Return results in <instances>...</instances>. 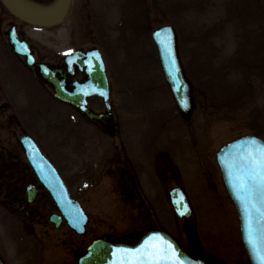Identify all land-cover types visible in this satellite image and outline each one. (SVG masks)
<instances>
[{
	"label": "rangeland",
	"instance_id": "rangeland-1",
	"mask_svg": "<svg viewBox=\"0 0 264 264\" xmlns=\"http://www.w3.org/2000/svg\"><path fill=\"white\" fill-rule=\"evenodd\" d=\"M45 1L38 3L44 4ZM124 1L110 3L109 0L105 23L99 26V33L108 30L109 36L110 30L117 29L116 25L124 16H130L126 22L132 17L137 19L129 22L132 28L124 42L125 47L120 44L122 49L119 51L111 41L107 43L104 55L113 86L115 109L123 115L119 117L120 123H116L118 138L112 139L113 134L110 136V158L114 161L120 156L123 159L134 157L135 166L152 169L149 156L155 158V152L164 148L174 163L172 171L175 174L162 182L161 174L158 177L155 173L152 190L148 186L152 179L143 172L142 180L139 178V191L149 208L146 213H140L141 208L138 207V214H132L133 211H128V208L123 214L117 213L116 197L120 196L111 193L116 181L112 178L101 180L100 186L91 191L94 208H99L95 205L98 202L103 210L110 207L115 211L106 209L107 213L92 212L89 232L83 241L87 243L91 237L103 233L116 237L125 232L127 235L123 237L134 242L137 237L136 234H129L133 233L132 230L142 233L150 228H159L182 247L186 246L191 233L208 264H249L240 243L237 214L222 184L214 156L219 147L236 137L254 135L264 141V0H231L225 3L222 14L219 9L223 8L225 0H156L157 20L150 18L155 0L151 1L152 4L149 0L147 4L146 0L141 3L140 0ZM129 5L134 7L131 9L133 14L128 12ZM145 15L151 21L147 23L146 30L138 35V26ZM78 21L74 17L68 19L62 33H57L56 29L23 27L16 20L11 22L33 42L38 57L54 63L56 57L60 56L58 52L71 47V44L85 46V38L79 33L80 29H87ZM162 24L176 30L180 60L192 86L194 109L187 120L180 119L164 84L159 82L163 77L149 32ZM70 30L68 38L65 32ZM70 39L73 42H69ZM4 61L3 76L6 81H0L1 89L13 98L18 108L23 106L24 116H31L33 107L37 108L39 121L36 122L40 126L44 147L51 155H54V151L60 152L64 144L69 143V135L67 126L58 118V103L50 95H40L37 87L28 82L32 80L27 79L30 75L26 70L23 79L20 71L12 66L10 57L7 58L8 62ZM138 81H153L157 88L143 94L141 91L133 92V97L129 98L130 101L133 99V103H130L126 96L131 92L123 84L129 82L128 86H133ZM138 95L146 99L139 102ZM123 103L126 110L121 107ZM131 112L135 113L132 115ZM60 132L65 133V139L60 138ZM154 136L155 141L152 139ZM91 152L90 148L84 149L85 157L77 158L73 166H64L63 171L76 170V178H83L86 183L87 167L82 165L90 162L87 154ZM176 186L184 190L190 201L193 211L190 220L177 219L164 195L165 189ZM146 187L150 190L147 191ZM146 191L152 195L147 196ZM140 200L136 199L137 202ZM44 241L51 246H37L34 251L33 243L30 246L29 242V248L25 247V259L16 264H76V256L82 247L74 249L75 253H66L56 248L53 242Z\"/></svg>",
	"mask_w": 264,
	"mask_h": 264
},
{
	"label": "flooded vegetation",
	"instance_id": "flooded-vegetation-1",
	"mask_svg": "<svg viewBox=\"0 0 264 264\" xmlns=\"http://www.w3.org/2000/svg\"><path fill=\"white\" fill-rule=\"evenodd\" d=\"M82 1L84 2L85 0ZM0 11V57H10L13 63L12 66L21 70L24 77L26 69L30 75H33L31 77L32 81L28 82L37 87V91L40 95H50L53 100L58 103L60 107L58 118L67 126V133L69 135V143H65V146L60 152L54 151V155H51L46 147H44L40 126L36 122L39 121L37 108L33 107L34 113H30L31 116H24L23 112L25 110L23 106L18 108L13 98L5 94L0 85V241H3V243L0 242V260L4 264H16L25 259V247H27V249L29 248V242L30 246L33 243V251L37 246L42 248H44L45 244L51 246V244L46 243L44 240L53 242L56 248H61L66 253H75L74 249L79 246L82 247L78 257L83 254L88 243L96 239H103L109 242L129 243L127 239L123 237L125 236L124 233L116 237H108V233H106L100 237H91L87 240V243L86 240L83 241V238L87 236L89 232L88 225L85 227L84 235L81 236L77 235L69 228L61 212V206L58 205L52 197L51 192L46 188L47 184L43 182V177H40L31 165L25 147L23 146L25 138H30L39 149L41 155L53 166L63 182L68 197L73 203L78 204L88 215V221H91V212H102L99 206V208H94V205L91 204V195L82 189L81 184H77L74 181L75 175H73L72 172L75 170L69 169L63 171L64 166L75 165L76 159L80 154L76 142L78 129L81 148L87 147L89 143L92 144L93 131L90 128L91 122L73 105L56 99L51 87L38 76V68L27 67L25 65V59L13 52L8 44L7 29L13 26L14 23L11 21L14 19L4 15L1 9ZM86 29L87 32L92 34L93 26L90 22L86 25ZM16 32L21 40H26L31 44L29 38L25 37L24 32L18 26L16 27ZM82 51L86 52L87 49ZM31 53L36 63H48L44 58L38 57L33 47L31 48ZM65 56V53L60 54L59 57H56V62L50 63L49 66L51 69L59 70L64 73V90L67 93H73L76 85L83 84L87 81V78L84 74V68L82 69L75 64H73L71 68H68L64 62ZM3 72V66L0 61V81H6L3 78ZM60 77V74H56V78L59 81L62 80ZM92 100L93 99L87 100V106L89 108H91L90 103ZM32 105L35 104L32 103ZM109 132L110 130L108 129L106 135H108ZM65 136V133L60 132V138L65 139ZM105 138H108V136H105ZM99 143L96 144L98 147L101 145L103 148H108L106 145L108 142L104 141L102 143L101 141ZM101 153H104V151ZM160 156H162L160 157L162 161L161 171H159L161 172L160 179L164 182V180L168 179L169 171L172 170V166L166 155L162 154ZM101 157L104 158V162H102L103 167L99 172V176L101 178H108L112 175L110 174L109 168L112 164H110L108 152L102 154ZM114 163L116 166H120L113 169L112 173L119 175L115 177L118 178L119 183L124 187V190L121 191L131 192V190L126 189L125 181L123 180L124 176L130 179L132 178L131 184L134 187H137L138 184L133 180V175L130 174L126 166L128 162L124 159H116ZM134 197H137V199L141 198L142 201H139V207L142 208L143 213H146L147 209L140 191L135 192ZM62 207L65 206L62 205ZM12 261L14 262L11 263Z\"/></svg>",
	"mask_w": 264,
	"mask_h": 264
},
{
	"label": "water",
	"instance_id": "water-1",
	"mask_svg": "<svg viewBox=\"0 0 264 264\" xmlns=\"http://www.w3.org/2000/svg\"><path fill=\"white\" fill-rule=\"evenodd\" d=\"M5 5L7 10L13 14L20 21L33 26V27H52L60 24L67 12V7L69 5V0H55L51 5L41 6L35 3H32L28 0H1ZM159 33V35H157ZM9 42L12 45L14 51L25 57L26 63L29 66H34V60L30 54L29 46L19 41L17 35L13 30L9 33ZM153 41L158 50L159 61L162 69V73L164 78L169 86V89L175 99L177 106L181 112V115L184 118L189 117L192 111V101H191V89L190 85L186 81L181 65L179 63L176 51V41L175 36L171 28H161L155 31L152 35ZM170 44L172 54L176 60L175 69H173L169 57L166 53V45ZM96 53V51L91 52L90 54L83 55L81 53H76L74 56L76 57V63L80 66L85 67V73L87 74L88 81L85 85L79 86L77 90L73 93H66L63 91L61 84L57 82L55 78V74L57 71L50 70L47 66L40 64L36 65L40 69V76L45 80L48 84L52 85L54 90L55 97L62 100L63 102L73 104L77 108H79L88 118L93 119L104 126H111L112 124V114H111V106L109 103V87L107 78L105 76V70L101 58L99 56V60H97L92 54ZM74 57V58H75ZM91 57V64L93 65V69L91 71L88 70L89 58ZM85 58L84 61L82 59ZM86 93V94H85ZM90 96H97L102 99L106 113L103 115H95L90 110L86 108V99ZM255 139L257 142L264 144L260 140L254 137H245L238 139L227 146L223 147L216 155L217 163L220 167L223 181L227 192L237 210L240 229H241V238L243 246L247 252L250 264H258V262L253 258L252 250L250 249L247 237L245 233V219L244 212L241 208L240 203L237 200L236 194L231 187L230 180L227 174V171L224 166L225 157H230L231 152L229 150L230 145L237 144L239 142ZM25 146H28L25 144ZM30 150V153H34L35 159H40L36 152H34V148L26 147ZM32 158V155H31ZM47 167V166H46ZM45 174L54 175V172L48 169ZM48 176V175H47ZM54 177V176H53ZM57 179V177L53 178ZM58 180V179H57ZM53 182V181H51ZM55 185V183H54ZM170 202L172 208L175 212V215L178 218H189L191 216V208L189 202L181 189H173L169 192ZM181 212L184 214L181 215ZM64 214L67 217L68 222L72 225L73 229L79 233H82V229L85 225V221L75 223V213L67 212ZM80 214V212H79ZM158 234L162 237H166L169 241H171L175 246H178L169 236L159 232H152L145 236H143L139 243L133 247L138 246L146 239L148 236ZM118 244H110L105 243L103 241L93 242L92 245L87 249V253L81 259H79L78 264H114L117 256L114 254L115 249L119 248H133ZM179 247V246H178ZM180 249V248H179ZM181 250V249H180ZM183 257L187 261V264H204L198 260L190 259L182 250ZM0 264L2 262L0 261Z\"/></svg>",
	"mask_w": 264,
	"mask_h": 264
},
{
	"label": "snow or ice",
	"instance_id": "snow-or-ice-1",
	"mask_svg": "<svg viewBox=\"0 0 264 264\" xmlns=\"http://www.w3.org/2000/svg\"><path fill=\"white\" fill-rule=\"evenodd\" d=\"M165 50L175 69L170 44ZM65 55L73 53L69 51ZM92 55L99 60L98 54ZM90 61L91 57L89 71L93 69ZM229 150L231 156L225 157L224 166L244 212L247 242L253 258L258 264H264V144L249 139L230 145ZM114 254L117 256L114 264H187L179 247L158 234L148 236L136 247L115 249Z\"/></svg>",
	"mask_w": 264,
	"mask_h": 264
}]
</instances>
